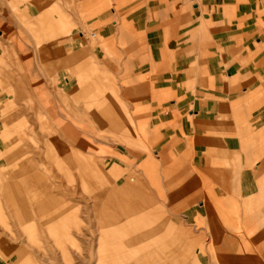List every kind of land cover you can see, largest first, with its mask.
Listing matches in <instances>:
<instances>
[{
	"label": "crops",
	"instance_id": "0c3cea01",
	"mask_svg": "<svg viewBox=\"0 0 264 264\" xmlns=\"http://www.w3.org/2000/svg\"><path fill=\"white\" fill-rule=\"evenodd\" d=\"M71 1L74 14L98 2L91 13L108 49L96 48L97 67L138 99L156 154L140 161L133 182L117 175L105 208L84 211L53 190L34 153L21 159L17 149L12 170H0V264H264V0ZM72 81L75 99L76 67ZM95 118L120 125L113 112ZM48 123L40 125L46 156L91 179L100 168L81 152L91 130ZM121 191L133 201L117 202ZM118 207L141 219L114 225ZM178 216L202 220L207 243L185 234Z\"/></svg>",
	"mask_w": 264,
	"mask_h": 264
},
{
	"label": "rangeland",
	"instance_id": "374dc122",
	"mask_svg": "<svg viewBox=\"0 0 264 264\" xmlns=\"http://www.w3.org/2000/svg\"><path fill=\"white\" fill-rule=\"evenodd\" d=\"M97 4L83 5L74 14L71 0H0L3 50L0 58L3 100L0 103L3 141L0 170H12L18 158L10 157L17 149L22 148L21 159L34 153L36 167L56 186L53 190L62 192L67 198H75L72 208L79 207L84 211L92 207L105 208L110 194L108 189L117 175H130V182H133L139 177L140 161L156 154L150 136L146 134L144 120L138 117V99L124 97V88L114 81L113 73L97 67L93 56L96 48L104 54L108 49L107 40L98 36L94 13H91ZM111 7L112 4L107 8ZM80 32L84 39L75 43L74 38H78ZM74 67L77 68L78 86L77 96L72 99L70 92L76 81H70ZM45 107L51 109L55 120L46 117ZM111 112L120 117L119 126L102 125L95 118L108 116ZM71 120L86 126L92 133L87 135L90 148H82L81 152L83 160L91 161L93 157L100 169L93 171L89 180L66 168L53 152L46 156L43 148L40 125L49 122L54 131L58 122ZM119 178L121 182L122 177ZM152 192L149 186L144 195L149 196ZM116 197L117 202L123 198L133 201L134 198L127 191L119 192ZM112 212L117 214L116 226L132 218L141 219L138 210L118 207ZM77 216L72 217L74 224ZM103 218L98 216L99 220ZM84 219L88 217L84 215ZM178 219L180 229L185 234L196 235L198 245L207 243L208 234L203 232L207 226L202 220L184 221L182 216ZM198 248L192 249L194 256ZM214 261L212 264H217Z\"/></svg>",
	"mask_w": 264,
	"mask_h": 264
},
{
	"label": "bare ground",
	"instance_id": "6f19581e",
	"mask_svg": "<svg viewBox=\"0 0 264 264\" xmlns=\"http://www.w3.org/2000/svg\"><path fill=\"white\" fill-rule=\"evenodd\" d=\"M56 223V222H55ZM138 238V237H137ZM225 243V242H224ZM224 262V261H223Z\"/></svg>",
	"mask_w": 264,
	"mask_h": 264
}]
</instances>
